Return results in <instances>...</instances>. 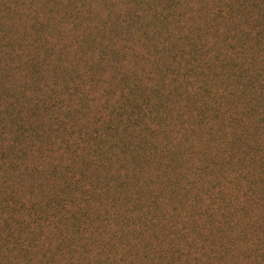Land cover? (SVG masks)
Wrapping results in <instances>:
<instances>
[{"label":"trees","instance_id":"1","mask_svg":"<svg viewBox=\"0 0 264 264\" xmlns=\"http://www.w3.org/2000/svg\"><path fill=\"white\" fill-rule=\"evenodd\" d=\"M109 1L1 43L0 264H264V0Z\"/></svg>","mask_w":264,"mask_h":264},{"label":"rangeland","instance_id":"2","mask_svg":"<svg viewBox=\"0 0 264 264\" xmlns=\"http://www.w3.org/2000/svg\"><path fill=\"white\" fill-rule=\"evenodd\" d=\"M72 1L78 2L80 0H0V72H8V62L11 59L6 52V48L1 45L3 41H8L9 43H13V45L16 42L20 50L27 51L32 50V43L36 38L52 43L53 38L50 35L57 34L58 26L65 19L62 13L64 14L67 8L71 9L70 4ZM105 1L110 3L109 0ZM209 2L211 4L214 0H209ZM8 3L13 8L9 12L4 11ZM90 3V6L93 7L97 4L93 3V1H90ZM101 5L99 4V6ZM50 7L55 10L59 8V10L53 14L49 12ZM83 19L85 20L86 17L82 16V21ZM64 36L68 43L72 42L67 35ZM57 50H59V46ZM21 81V76L10 74L5 84V90L12 93L11 88Z\"/></svg>","mask_w":264,"mask_h":264}]
</instances>
